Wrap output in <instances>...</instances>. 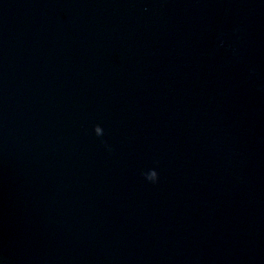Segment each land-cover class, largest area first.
<instances>
[{"label":"water","instance_id":"water-1","mask_svg":"<svg viewBox=\"0 0 264 264\" xmlns=\"http://www.w3.org/2000/svg\"><path fill=\"white\" fill-rule=\"evenodd\" d=\"M0 264H264V0H0Z\"/></svg>","mask_w":264,"mask_h":264}]
</instances>
